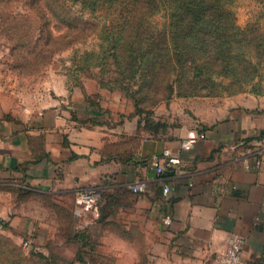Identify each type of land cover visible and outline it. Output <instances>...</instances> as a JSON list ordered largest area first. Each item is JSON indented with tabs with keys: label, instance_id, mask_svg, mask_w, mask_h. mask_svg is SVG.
<instances>
[{
	"label": "crops",
	"instance_id": "0c3cea01",
	"mask_svg": "<svg viewBox=\"0 0 264 264\" xmlns=\"http://www.w3.org/2000/svg\"><path fill=\"white\" fill-rule=\"evenodd\" d=\"M76 94L35 114L0 108V219L16 212L4 195L29 194L87 215L93 264H221L233 233L245 238L243 264H264V96L187 100L165 129L149 130L138 116L83 108ZM164 150L181 163L159 175L152 160ZM88 187L104 192L102 220L76 204ZM33 220L30 232L50 240L51 225ZM80 249L85 258L83 245L73 256Z\"/></svg>",
	"mask_w": 264,
	"mask_h": 264
},
{
	"label": "rangeland",
	"instance_id": "374dc122",
	"mask_svg": "<svg viewBox=\"0 0 264 264\" xmlns=\"http://www.w3.org/2000/svg\"><path fill=\"white\" fill-rule=\"evenodd\" d=\"M220 3L233 14L240 36L232 42L222 37L223 51L219 64L209 71L210 80L193 88L176 89L169 99L161 101L155 100L154 91L163 88L148 86L145 98L137 103L131 94L136 86L122 84L125 89L115 83L125 81L114 71L112 57L108 59V68L96 66L107 54L99 37L106 21L102 11L94 13L79 0H0V108L35 114L53 100L71 99L78 93L76 97L86 103L83 108L99 114L105 109L114 114L135 115L147 129L153 130L165 129L167 122L172 123L168 113L178 112L187 100L221 104L241 94L264 96V0ZM151 22L162 30L168 22L167 11L162 7ZM211 41L206 40L209 45ZM227 43L233 45L231 61L225 52ZM4 197L16 212L9 220L0 219V264H93L89 253L92 236L84 220L87 215L83 213L81 222L75 215L34 195L19 194L15 203L10 195ZM31 213L39 216L33 220L27 217ZM49 213L53 216L48 217ZM32 220L34 225L40 223L39 227L43 221L51 225L50 240L41 231L30 232ZM83 230L86 238L81 240L79 231ZM64 239H69V243L61 244ZM75 244L77 249L83 245V261L73 256Z\"/></svg>",
	"mask_w": 264,
	"mask_h": 264
},
{
	"label": "trees",
	"instance_id": "16d2710c",
	"mask_svg": "<svg viewBox=\"0 0 264 264\" xmlns=\"http://www.w3.org/2000/svg\"><path fill=\"white\" fill-rule=\"evenodd\" d=\"M79 1L94 13L102 11L106 17L99 37L106 45L103 51L107 54L96 66L108 68L111 66L108 59L112 57L114 71L125 81L115 83L125 89L122 84L136 86L131 94L137 103L145 98L148 86L163 88L154 91L155 100L161 101L169 99L176 89L193 88L209 81V71L219 64L218 57L223 51L222 37L232 42L240 36L233 14L222 7L220 0ZM162 7L167 11L168 22L159 30L151 17ZM247 36L248 33L244 37ZM207 39L213 40L210 45ZM227 47L226 56L231 61L233 45L227 43ZM104 200V192L100 191L99 220L105 214ZM84 232L79 231L81 240L86 238ZM81 250L76 258L79 261L85 259Z\"/></svg>",
	"mask_w": 264,
	"mask_h": 264
},
{
	"label": "built area",
	"instance_id": "2783aa9c",
	"mask_svg": "<svg viewBox=\"0 0 264 264\" xmlns=\"http://www.w3.org/2000/svg\"><path fill=\"white\" fill-rule=\"evenodd\" d=\"M259 145H264V133L258 139ZM184 146H188L189 143L185 142ZM163 160L159 158H154L152 160L155 166V171L157 174L161 175L167 170H171L178 167L181 163V159L177 155H173L168 150H164L162 154ZM255 167L261 165V159H256L254 163ZM132 190L135 192H142L145 190L146 185L143 181L136 182L131 186ZM169 190L168 186L163 188V192L167 193ZM100 199V190L96 187H88L79 190L76 194V204L84 212H95L98 210V203ZM1 229V223H0ZM245 245V238L233 233L228 239V245L225 252L220 257L221 264H243V249Z\"/></svg>",
	"mask_w": 264,
	"mask_h": 264
}]
</instances>
